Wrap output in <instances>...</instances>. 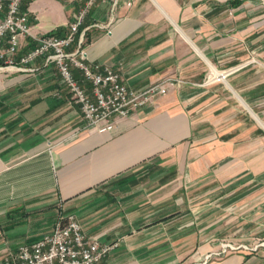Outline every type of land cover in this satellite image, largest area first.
Returning <instances> with one entry per match:
<instances>
[{
	"label": "crops",
	"instance_id": "0c3cea01",
	"mask_svg": "<svg viewBox=\"0 0 264 264\" xmlns=\"http://www.w3.org/2000/svg\"><path fill=\"white\" fill-rule=\"evenodd\" d=\"M227 1L22 2L32 27L21 53L66 35L85 9L89 62L134 90L184 82L100 133L83 127L54 63L0 70V264L49 233L61 207L87 235L118 241L99 264H264V0ZM184 176L211 179L228 215L220 230L179 197ZM228 228L241 241L231 250L211 242Z\"/></svg>",
	"mask_w": 264,
	"mask_h": 264
},
{
	"label": "built area",
	"instance_id": "2783aa9c",
	"mask_svg": "<svg viewBox=\"0 0 264 264\" xmlns=\"http://www.w3.org/2000/svg\"><path fill=\"white\" fill-rule=\"evenodd\" d=\"M23 1L0 0V70L32 73L36 71L33 62L37 58H43L44 65L54 63L60 73L61 84L78 105L85 129L93 128L100 133L114 130L118 117L131 115L156 96L166 94L170 86L184 82L181 78L169 77L141 90H134L111 67L89 62L81 48L84 33H78L86 14L85 9L74 14L66 35L39 36L35 38L36 44L32 48L21 53L32 27L28 14L21 10ZM93 1L89 0V3ZM116 4L117 0H112L111 11ZM77 34L78 49L69 50ZM72 68L81 72L82 80L74 77ZM85 82L91 87H86ZM116 247L118 241L105 242L97 236L87 235L75 215L64 214L61 207L49 233L8 252L2 264H99Z\"/></svg>",
	"mask_w": 264,
	"mask_h": 264
},
{
	"label": "rangeland",
	"instance_id": "374dc122",
	"mask_svg": "<svg viewBox=\"0 0 264 264\" xmlns=\"http://www.w3.org/2000/svg\"><path fill=\"white\" fill-rule=\"evenodd\" d=\"M208 75L211 78V73L209 71ZM209 79H206V81ZM226 80V79H225ZM219 82H222L221 80H219ZM235 100V99H234ZM184 180H179L178 184H182L181 186H185V187H179L178 190V195L179 197H181L183 195L184 198H187L188 200H190V204H191V211H194V214L197 218V222L198 225L202 223V221L206 218H211V220H216L218 218H221L220 221H217L213 227L210 228L211 231L216 232L218 230H220L222 228V222L228 217L224 216L221 213V208L219 207V203H218V198H219V192L218 190H215L212 187H204L203 183L210 181L211 179L209 178H205V179H200V180H195V181H190L188 180V176H184ZM214 183H218V182H214ZM213 184V183H212ZM208 209L209 211V216H207V210L203 211L204 209ZM183 210V208H180ZM205 213V214H204ZM203 215L205 216L204 219H202ZM204 222V221H203ZM228 225H232L233 226V220L232 222H228ZM233 232V228H231L229 230L225 229L223 232L219 233L215 238H213L211 240L212 243L215 244H228L231 247L236 246L237 244H239V242H241L240 240H236L235 236L232 235L230 236L229 234H231ZM230 246L225 247L226 250H231L228 249ZM228 247V248H227ZM230 247V248H231ZM234 251V250H233Z\"/></svg>",
	"mask_w": 264,
	"mask_h": 264
},
{
	"label": "trees",
	"instance_id": "16d2710c",
	"mask_svg": "<svg viewBox=\"0 0 264 264\" xmlns=\"http://www.w3.org/2000/svg\"><path fill=\"white\" fill-rule=\"evenodd\" d=\"M226 3L229 6H237L240 3V0H228Z\"/></svg>",
	"mask_w": 264,
	"mask_h": 264
},
{
	"label": "bare ground",
	"instance_id": "6f19581e",
	"mask_svg": "<svg viewBox=\"0 0 264 264\" xmlns=\"http://www.w3.org/2000/svg\"><path fill=\"white\" fill-rule=\"evenodd\" d=\"M217 77L223 78L222 76H219V74H217Z\"/></svg>",
	"mask_w": 264,
	"mask_h": 264
}]
</instances>
